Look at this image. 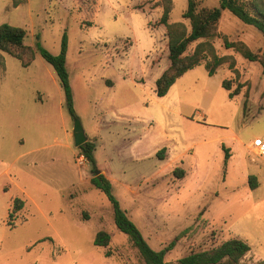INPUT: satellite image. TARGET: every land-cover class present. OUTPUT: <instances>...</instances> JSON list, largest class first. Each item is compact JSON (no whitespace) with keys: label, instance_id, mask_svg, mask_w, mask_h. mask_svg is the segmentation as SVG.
Masks as SVG:
<instances>
[{"label":"rangeland","instance_id":"1","mask_svg":"<svg viewBox=\"0 0 264 264\" xmlns=\"http://www.w3.org/2000/svg\"><path fill=\"white\" fill-rule=\"evenodd\" d=\"M197 2L219 8V0ZM167 5L169 22L190 32L182 18L187 0H23L16 8L0 0V24L23 28L26 45L36 50L39 41L53 55L67 34L74 110L96 147L97 170L150 247L170 248L167 263L237 238L250 246L239 264H258L264 156L253 142H264V73L259 63L226 50L223 37L262 53L264 35L223 11L219 37L210 43L218 56L235 60L234 69L226 62L210 77L203 62L159 98L156 80L170 66L160 23ZM224 80L230 91L241 85L232 100ZM72 133L53 67L37 51L27 68L1 52L0 264H145L117 229L107 196L93 186L95 174ZM175 168L185 171L182 178ZM250 176L257 178L255 190ZM16 198L24 206L14 212L12 228ZM99 231L111 236L107 248L94 245Z\"/></svg>","mask_w":264,"mask_h":264},{"label":"trees","instance_id":"2","mask_svg":"<svg viewBox=\"0 0 264 264\" xmlns=\"http://www.w3.org/2000/svg\"><path fill=\"white\" fill-rule=\"evenodd\" d=\"M11 1L14 8L23 2V0ZM225 10L229 11L243 24L256 28L264 35V0H219V8H200L197 0H187V8L182 14V18L189 21L190 32H187V28L183 23H170V6H164L160 23L166 29L170 66L156 80L155 93L159 98L165 97L178 79L183 77L188 71L202 65L203 62H205L204 66L210 77L214 76L217 73V69L226 62H229V67L234 69L235 60L230 56H218L210 43L211 40L219 37L218 24L222 17V12ZM25 39L26 31L23 28L8 23L0 24V52L17 59L23 68L31 66L35 61L36 51L39 52L42 58L53 67L58 76L60 86L64 92L65 104L71 118H77L66 66L67 34L64 33L62 36L60 53L57 55H53L41 47L39 41L36 43L35 50L33 47L26 45ZM37 40H39L38 36ZM200 40L205 41L198 44L192 54L185 55L188 46ZM223 45L226 50H234L245 60L259 63L264 73V51L255 53L244 42L229 41L226 37H223ZM222 87L229 92L228 97L231 100L240 94L241 85L234 91H230L229 82L224 80ZM95 150L96 147L92 142H86L80 147V154L95 174L91 180L93 186L102 191L111 203L117 229L128 236L145 264H170L165 261V255L170 248H165L161 251L152 249L137 225L129 219L127 213L121 208L119 201L113 195L111 182L103 174H96V171L99 170H97ZM165 151L166 148H163L157 152L158 159H163ZM227 152L225 160H228ZM184 174L185 171L181 168L173 170V175L176 178H182ZM257 186L256 176H250V189L255 190ZM23 206L24 202L21 199H14L13 210L8 215L9 226L12 228L15 227L13 214L15 211L22 210ZM110 241L111 236L104 231L97 232L94 237V245L96 247L107 248ZM249 251L250 246L245 241L232 238L212 249L193 251L179 259L176 264H239L240 260ZM106 255L108 256L109 254L107 253ZM258 264H264V261Z\"/></svg>","mask_w":264,"mask_h":264},{"label":"water","instance_id":"3","mask_svg":"<svg viewBox=\"0 0 264 264\" xmlns=\"http://www.w3.org/2000/svg\"><path fill=\"white\" fill-rule=\"evenodd\" d=\"M73 140L74 145L78 148L82 147L83 144L88 142L85 129L83 128L81 121L78 118L73 119ZM100 171H96L98 175Z\"/></svg>","mask_w":264,"mask_h":264},{"label":"built area","instance_id":"4","mask_svg":"<svg viewBox=\"0 0 264 264\" xmlns=\"http://www.w3.org/2000/svg\"><path fill=\"white\" fill-rule=\"evenodd\" d=\"M253 147L259 156H264V142L261 139H255L253 142Z\"/></svg>","mask_w":264,"mask_h":264},{"label":"crops","instance_id":"5","mask_svg":"<svg viewBox=\"0 0 264 264\" xmlns=\"http://www.w3.org/2000/svg\"><path fill=\"white\" fill-rule=\"evenodd\" d=\"M1 53V52H0ZM21 65V64H20Z\"/></svg>","mask_w":264,"mask_h":264}]
</instances>
